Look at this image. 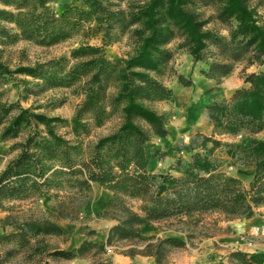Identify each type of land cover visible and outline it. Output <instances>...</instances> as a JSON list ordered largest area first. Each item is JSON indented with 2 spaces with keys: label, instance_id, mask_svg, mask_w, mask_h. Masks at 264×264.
<instances>
[{
  "label": "trees",
  "instance_id": "1",
  "mask_svg": "<svg viewBox=\"0 0 264 264\" xmlns=\"http://www.w3.org/2000/svg\"><path fill=\"white\" fill-rule=\"evenodd\" d=\"M54 1L58 0H0L12 8L0 9V20L12 23L17 30L11 34L12 40L53 45L90 29L94 21L105 34L115 22L127 21L136 25L132 34L137 46L125 59H109L102 45H80L70 55L85 59L71 66L63 57L13 69L0 59V82L14 73L41 79L50 86H71L85 79V98L72 117L70 137L59 132L66 119L0 99V140L19 139L10 146L17 153L0 169V208L8 210L5 203L9 201L58 197L65 191L68 196L56 203L57 217L71 219L79 214L89 187L96 183L112 192L105 210L98 215L117 222L109 228L104 243L84 240L72 250L48 249L46 237L62 234L56 221L33 208L21 214L8 212L0 226L12 230L1 236V244H14V251L31 248V256L102 255L115 242L143 240L139 226L144 223L183 231L190 240L191 231L207 214H218L225 220L245 219L264 205V138L253 137L238 144L226 140L264 131V17L258 11L264 0H144L127 13L103 0H81L82 4L57 12L50 6ZM206 6L227 28V38L207 27L210 22L202 10ZM0 30L6 32L4 26ZM176 37L181 38L178 49L187 50L194 63L204 64L200 73L211 78L219 74L216 81L231 73L228 60L245 59L263 65L257 72L246 73L244 85L229 97L205 107L211 131H197L187 144L177 148L189 152L187 164H176L183 169L179 175L152 171L146 147L152 136L162 138L168 132L165 116L146 101L172 98L173 90L155 76L165 73L173 56L167 45ZM208 45L224 54V62L208 60ZM177 78L182 85H191L189 78L181 74ZM110 82L117 89L106 104ZM116 106L120 107L121 124L89 140L92 127L102 126ZM229 166H252L250 181L245 184L229 173ZM129 200L139 204L134 206ZM184 244L178 237L157 238L147 243L146 251L154 253L156 264H161L165 245ZM122 252L133 256L136 250L131 247ZM231 255L253 264L241 252ZM42 264L49 262L43 260ZM96 264L113 262L106 257Z\"/></svg>",
  "mask_w": 264,
  "mask_h": 264
},
{
  "label": "rangeland",
  "instance_id": "2",
  "mask_svg": "<svg viewBox=\"0 0 264 264\" xmlns=\"http://www.w3.org/2000/svg\"><path fill=\"white\" fill-rule=\"evenodd\" d=\"M143 1L144 0H103V2H109V4H112L114 9H120L124 13L132 11L137 3L139 4ZM82 2L83 1L81 0H58L51 2L50 6L55 11L59 12L60 10L72 4L79 5L82 4ZM261 4L262 5L258 8V11L264 17V2ZM0 9L12 8L0 3ZM202 10H204V18H208L210 22L207 24V27L212 28L217 34L227 38V28L222 22L216 19L215 13L212 11V9L206 6ZM1 26L5 27L6 32L0 30V59L2 62L13 69L18 65H35L37 63L43 64L46 62H50L51 60H60L63 57L65 59L64 61H66V63H63L67 64V66H71L85 59L84 57L72 58L70 55L71 51L74 48L79 47L80 45H102L105 56L109 59H116L118 57L120 59H125L128 55H131V53H133L137 46L136 37L132 34V29L136 25H129L127 24V21L115 22L113 27L110 28L106 32V34L104 33L102 26H100L98 22L94 21L90 25V29L86 28L72 35L68 39L53 45H41L25 39L12 40V38L10 37L11 34H15L17 32L14 25L12 23H7L3 20H0V28ZM180 42L181 38L176 37L167 45L168 48L173 50V56L169 61L166 70L164 71L165 73L157 76H155L153 73L152 74L165 86L169 88L171 87L172 90L175 83L181 84L177 78L178 74L183 75L185 78H189L191 80V85L186 87L188 91H186L185 103L182 106H177L174 103L173 98L163 101H146V104L148 106H151L152 109L165 116L167 124L165 126L166 128L168 127V125L180 126L185 123L187 119V113L190 111L193 105V95L196 91L195 88H193L192 90L190 89L192 87L191 73L195 71V68L198 65H196V67H193L190 54L187 50H185L184 48H177ZM206 55L209 58L208 60L224 62V58L222 59V56L224 54L221 56V53L213 45H208L206 49ZM226 62L232 65V71L229 75L233 77H239L240 79L243 78L246 73L252 71L257 72L258 70L263 68V65H260L258 63L250 64L245 59L228 60ZM182 70H189V72L181 73ZM217 78H219V74L214 75V79L216 80ZM84 80L85 79L71 86H50L42 82L41 79L33 78L29 75L14 73L12 76H7L6 79L0 82V99L7 102H18L22 107H31L34 111L44 113L48 116H59L66 119L65 124L60 127L59 132L65 134L66 137H70L69 131L71 127L72 117L85 98V89L83 82ZM108 88L109 89L106 90V104L110 103L111 98L115 94V89H117L114 82H110ZM119 108V106H116L114 108L113 113L102 126L92 127L91 133L88 137L89 140H95L99 136L108 134L116 129L119 124H121V114ZM204 111L205 109H203V112L197 116L196 126L188 129L185 128L183 132L178 133L171 139H168L169 142L165 144L164 148L156 149L155 151L150 152V149L148 148L150 142H159L164 139L158 136H152L150 142L146 144L147 152L151 159L150 162L158 167L161 165L162 161L167 160L169 162L168 166L172 165L173 167L177 164V162L187 161L189 158V152L179 151L177 150V148H182L184 144H187L190 137L195 132H205V126L208 120L205 117ZM140 124L144 126L143 123ZM253 137L264 138V131L252 137L240 134L234 138H226V140L233 141L238 144L247 142L253 139ZM18 140L19 139H12L7 141L0 140V169L3 168L7 160L12 158L17 153V150H13L12 152V150H10V146L12 145V143ZM150 169L154 171L152 167H150ZM227 170L229 173L236 175V177L239 176L245 184L250 181L253 173L252 166H244L240 168L229 166ZM58 194V197H35L25 200H14L6 202L5 206L9 211L0 208V220L8 212L21 214L22 212H28L29 209L33 208L38 210V212L45 214L50 219L59 221L62 218L57 217L58 207L56 206V203L58 198H66L68 196V193H66L65 191H61ZM129 202L134 206H137L139 204L137 200H129ZM84 205L81 207V211H79V214L76 217L63 220H67L70 222L80 220V212L83 211ZM255 213L264 218V205L259 207L255 211ZM96 217L99 218L101 216L97 214ZM227 221L228 220L223 219L218 214L205 215L199 227L194 231H191L193 237L188 240L190 241L189 243L195 246L203 237L214 238L213 247L222 249L223 255L224 248L227 249L228 253H226V255L229 256V252H231L229 251V249L231 247H224V236L230 234L233 230L228 225H226ZM260 228L261 226L254 228L251 232L247 233V235H244L242 240L251 243L254 241L264 243V233L260 231ZM161 229L166 231H174L173 229H165L163 227H161ZM11 230L12 229L9 226L5 228H2L0 226V238ZM139 242L140 241L138 240L125 241L118 244V247L120 251H127L129 249L127 245H137ZM151 242H156V239L152 238ZM60 243V236L46 237V244L48 249L59 247ZM110 247L112 248L113 245ZM14 248L15 245L10 242L2 244L0 243V264H42L43 260H47L49 264H60L59 261L62 258L52 255L44 257L43 254L31 256V248H24L20 251H14ZM8 251H12V253L9 255L7 254ZM170 251H172V247L165 245L163 249V255L161 256V264H168L171 261L173 256ZM85 255H90L95 260V263H98L103 258H105L104 254L92 255L88 253ZM227 264L245 263L243 259L240 258V256L237 257L235 255H230Z\"/></svg>",
  "mask_w": 264,
  "mask_h": 264
},
{
  "label": "crops",
  "instance_id": "3",
  "mask_svg": "<svg viewBox=\"0 0 264 264\" xmlns=\"http://www.w3.org/2000/svg\"><path fill=\"white\" fill-rule=\"evenodd\" d=\"M191 57V63L195 68L192 75V87L196 89L193 95V105L187 113V119L184 124L180 126L168 125L166 128L167 136L162 137L163 140L159 142H150L148 148L151 151L164 148L165 144L169 142L168 139L176 136L188 128L196 126V119L199 114L203 112L205 107L215 101L229 97L231 93L238 87L244 85L243 79L228 75L216 81L214 78L207 77L205 74L200 73V69L204 66L202 62L194 63ZM201 65V66H200ZM189 72L181 71V73ZM190 86V85H189ZM188 86L175 83L173 87V101L177 106H182L185 103L186 91ZM171 88V87H170ZM172 89V88H171ZM190 90V92H191ZM189 97V96H188ZM211 124L207 121L204 133H210ZM147 147V146H146ZM168 161H162L160 166L150 163V167L154 171H169L174 175H179L183 169L177 165L168 166ZM187 164V161H185ZM88 201L84 205L83 211L80 215V220L67 221L60 219L56 221L61 228L62 234L60 235V249L72 250L77 248L84 240L91 242L104 243L108 236L109 228L112 227L117 221L109 217H96L101 213L107 205V200L112 198V192L108 189L100 187L98 184L93 183L88 189ZM264 218L256 213L251 217L245 219H232L226 222L233 231L224 236V247L230 248L229 254L232 252H241L245 254L248 261L253 264H264V243L254 241L245 242L242 240L244 235L251 232L254 228L262 226ZM140 235L143 240L136 244L127 245L128 248L133 247L136 252L133 256L119 251L118 244L125 242H115L111 252L104 253V257H108L113 264H156L154 253L146 251V245L151 240L147 238H165V237H178L185 244L181 247H172V259L168 264H227L229 256L226 255L228 250L224 248V255L222 249L213 247L214 238L203 237L198 244L193 246L190 244L185 234L182 232H175L172 230H162L156 225L144 223L139 226ZM92 231V232H89ZM117 247L119 250L114 249ZM233 250V251H232ZM60 264H96L95 260L90 255L76 256L73 258H61Z\"/></svg>",
  "mask_w": 264,
  "mask_h": 264
},
{
  "label": "built area",
  "instance_id": "4",
  "mask_svg": "<svg viewBox=\"0 0 264 264\" xmlns=\"http://www.w3.org/2000/svg\"><path fill=\"white\" fill-rule=\"evenodd\" d=\"M260 231H261L262 233H264V225L261 226ZM111 251H112V248H111L110 246H107V247H106V252H111Z\"/></svg>",
  "mask_w": 264,
  "mask_h": 264
}]
</instances>
